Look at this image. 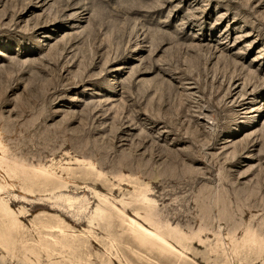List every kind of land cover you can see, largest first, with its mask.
I'll return each mask as SVG.
<instances>
[{"label": "rangeland", "instance_id": "374dc122", "mask_svg": "<svg viewBox=\"0 0 264 264\" xmlns=\"http://www.w3.org/2000/svg\"><path fill=\"white\" fill-rule=\"evenodd\" d=\"M0 264H264V0H0Z\"/></svg>", "mask_w": 264, "mask_h": 264}, {"label": "bare ground", "instance_id": "6f19581e", "mask_svg": "<svg viewBox=\"0 0 264 264\" xmlns=\"http://www.w3.org/2000/svg\"><path fill=\"white\" fill-rule=\"evenodd\" d=\"M145 236V235H144ZM145 238V237H144Z\"/></svg>", "mask_w": 264, "mask_h": 264}]
</instances>
